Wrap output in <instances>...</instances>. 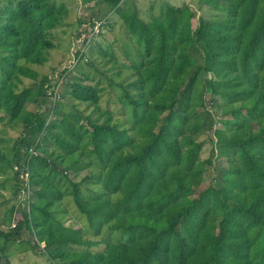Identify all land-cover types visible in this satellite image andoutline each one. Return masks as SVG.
<instances>
[{
  "label": "trees",
  "instance_id": "obj_1",
  "mask_svg": "<svg viewBox=\"0 0 264 264\" xmlns=\"http://www.w3.org/2000/svg\"><path fill=\"white\" fill-rule=\"evenodd\" d=\"M104 1L137 44L135 57L123 51L132 84L117 98L134 112L143 108L134 126L76 107L100 109L103 89L87 84L84 72L77 80L60 74L68 78L61 101L73 103L64 111L52 100L59 79L32 67L55 47L53 29L68 15L63 3L0 0V133L19 132L9 154L0 145V174L26 158L32 188L15 226L0 228V264H11L10 242L29 245L47 264H264V0H216L217 18L168 5L151 22L121 12L120 0ZM193 46L202 65L188 62ZM200 73L205 100L197 93ZM216 122L224 128L213 129ZM211 129L215 147L203 160L199 136ZM219 157L227 163L221 183L197 191ZM91 167L100 183L89 198L81 188L92 180ZM65 197L85 215L88 232L107 229L123 239H86L66 223Z\"/></svg>",
  "mask_w": 264,
  "mask_h": 264
},
{
  "label": "rangeland",
  "instance_id": "obj_2",
  "mask_svg": "<svg viewBox=\"0 0 264 264\" xmlns=\"http://www.w3.org/2000/svg\"><path fill=\"white\" fill-rule=\"evenodd\" d=\"M216 0H120L116 7L124 13H136L146 22H151L153 18H161L164 15L165 8L168 5L180 6L183 3L190 5L196 10L197 17L204 18H217V11L212 4ZM54 3H63L68 9V15L66 22L70 24H60L53 29L51 39L55 43V47L51 49L48 54L47 61L42 66H32L36 71L41 74H48L55 79H61L62 82L56 92V102L59 100L60 107L64 111L72 110L73 103L64 99L61 101L59 96L61 92H66L67 88L64 87V83L68 78L59 75L63 72L65 67H69L67 72L70 73L77 80V76L80 72H84L87 75L85 82L87 84H94L102 88L100 98V109L94 110L92 105H85L84 103H76V107L83 111L85 114H91L92 117L96 116L100 111H105L112 114L113 120H118L122 125L134 126L141 120L143 115V108H135L131 105H122L117 98L122 93H127L132 84V76L129 75V70L126 68V61L124 58V49H127L132 57L136 56V42L134 38L128 32L126 26L123 24L119 14L110 7L108 2L104 0H53ZM94 16L95 18H93ZM100 23L98 32L94 34L92 40L88 45L84 47L85 53L83 57L77 59L74 63L71 60L72 51L77 49V38L82 33L88 34L89 29L94 23ZM82 48V47H81ZM188 62L191 66H197L203 64V58L201 51L195 46L191 48L190 59ZM80 76V75H79ZM112 78V79H111ZM199 81L197 85V93H199L201 99H207L208 93L202 92L203 78L202 73L199 74ZM58 80V81H59ZM60 97V98H59ZM123 100V99H122ZM74 102V101H73ZM207 111L211 114V118H216L215 112L219 111L218 105L208 106ZM136 113V115L134 114ZM219 116L220 113H219ZM3 127V126H1ZM220 127L224 128L221 123H214L213 129ZM6 131L0 133L2 136L0 145L5 147L4 151L9 154L11 151L6 147H9L14 142L15 138L19 136L18 128H6ZM213 129L209 132L203 131L199 136V141L202 145L199 150L200 159H207L211 154V149L215 147ZM49 146L54 144L49 140ZM232 153V152H231ZM225 159L219 157L213 161V164L207 168V171L202 176L203 180L198 186L197 191H202L207 188L208 185L220 182L218 177L221 174L222 169L226 166ZM83 165V164H82ZM90 170L93 173L92 180L87 181L81 188L83 194L89 198L95 196V193L90 192L88 189H94L100 182L99 171L95 167H91ZM12 172L6 174H0V217L4 214L1 201L7 200V204L14 206V213L10 216V213L6 215V218L12 217L10 221H6L5 225L10 227L12 224L21 217L19 205L17 199L13 198L14 185L9 182L12 177ZM62 181V180H61ZM65 182L61 184L64 187ZM86 187V188H85ZM223 199L229 200L231 193L229 189L224 186L218 189ZM158 202V199H157ZM66 204V216L65 221L68 225L78 226L86 235L87 239H93L102 241L103 238L110 241H119L123 239V236L115 231L103 229L99 235H95L92 232H88L87 220L85 215L81 214L74 203L67 197L64 198ZM74 219L75 223L71 221ZM0 228H2L0 226ZM2 240L0 239V243ZM10 242L7 245V250L10 253L11 264H47L46 259L43 256L36 255L30 249L27 244H12ZM105 243L102 242L99 245L91 246V249H103ZM76 248V247H75Z\"/></svg>",
  "mask_w": 264,
  "mask_h": 264
},
{
  "label": "built area",
  "instance_id": "obj_3",
  "mask_svg": "<svg viewBox=\"0 0 264 264\" xmlns=\"http://www.w3.org/2000/svg\"><path fill=\"white\" fill-rule=\"evenodd\" d=\"M100 27V23H94L93 25V29L92 27L89 29L88 34H84L82 33L81 35L78 36L77 38V43H78V47L77 49L72 51V58L71 60L73 61V63L83 57L85 50L84 47L85 45L87 46L88 43L90 42V40H92L94 34H96L98 32V28ZM82 47V48H81ZM69 67H65L63 70L68 69ZM62 73V72H61ZM60 73V74H61ZM59 74V75H60ZM65 74L63 73L61 75V78L64 77ZM62 80L60 79L58 81L55 93L53 95V101L56 102V92L61 84ZM31 153L33 151H30ZM11 170L12 173L16 175V179L18 180L19 184L17 187V194H16V199L18 202H25V201H29V198L31 196L32 193V188H31V183H30V174H29V166H28V159L24 158L22 161L20 162H13L12 166H11ZM15 223L12 224L10 227H14Z\"/></svg>",
  "mask_w": 264,
  "mask_h": 264
},
{
  "label": "crops",
  "instance_id": "obj_4",
  "mask_svg": "<svg viewBox=\"0 0 264 264\" xmlns=\"http://www.w3.org/2000/svg\"><path fill=\"white\" fill-rule=\"evenodd\" d=\"M65 24H70V23H67V22H65ZM10 181V180H9ZM2 202V204L4 205V207H3V211H4V214L0 217V226L2 227V228H7V226L5 225V222L7 221L6 219V215L9 213V211H10V209L13 207V206H10L9 207V205L6 203L7 202V200L5 199V201L3 202V201H1ZM14 213V212H13ZM12 215V214H11ZM12 218V217H11ZM12 244H15V245H19L20 243H17V242H13Z\"/></svg>",
  "mask_w": 264,
  "mask_h": 264
}]
</instances>
